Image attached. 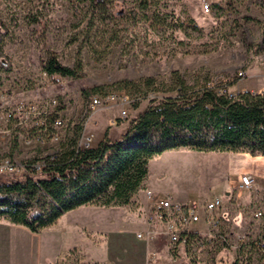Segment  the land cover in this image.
<instances>
[{"label":"rangeland","instance_id":"1","mask_svg":"<svg viewBox=\"0 0 264 264\" xmlns=\"http://www.w3.org/2000/svg\"><path fill=\"white\" fill-rule=\"evenodd\" d=\"M112 2L106 11L93 14L87 0H0V20L12 37L3 45L12 69L0 72V106L12 109L19 102H27L47 112L45 127H32L34 120L22 126L12 122L9 136L4 139L0 127V161L10 159L22 166L42 160L70 139L77 125L83 127L81 147L86 137L89 145L105 136L118 140L123 130L120 124H129L153 98L151 94L146 99L142 96L141 81L147 77L165 82L176 71L191 82L196 75L209 73L226 82L229 93L264 90V0ZM142 3L147 4L146 9H142ZM243 16L251 19L245 20ZM47 53H53L59 63L69 68L80 62L78 77H51L44 73L42 63ZM97 92L126 95L130 100L125 107L128 117L115 118L119 111L116 107L114 114L111 108L90 112L89 99ZM59 107L57 115L62 127L55 141L50 137V117ZM102 112L106 116L100 121L98 116ZM231 154L235 153L186 148L167 152L149 162V178H160L163 189L188 200L221 198L226 182L224 173L232 168ZM249 161L246 166H250ZM256 166L264 173V162L258 160ZM124 209L88 205L38 234L15 230L20 240L30 245V255H14V263L34 264V253L40 245H59L60 241L71 244L76 240L80 244V234H62L72 224L81 222L95 228L118 216L130 221L136 208L130 203ZM154 233L149 245L152 264H233L240 256L230 258L229 252L235 245L231 234L226 244L211 241L173 253L162 236ZM84 234L91 239L98 236L88 231ZM256 253V257L262 256ZM139 258L137 255V263ZM133 261L136 262L135 256Z\"/></svg>","mask_w":264,"mask_h":264},{"label":"trees","instance_id":"2","mask_svg":"<svg viewBox=\"0 0 264 264\" xmlns=\"http://www.w3.org/2000/svg\"><path fill=\"white\" fill-rule=\"evenodd\" d=\"M87 1L93 14L106 11L113 3ZM141 6L147 8L146 3ZM11 38L0 20V72L12 69L3 51ZM42 70L51 77L74 79L81 65L77 62L69 68L47 53ZM141 84L143 98L149 94L153 98L118 140L105 136L95 147H81L83 127L77 125L73 136L54 152L30 163L43 162L41 171L1 180L0 218L38 234L82 206H127L145 181L150 160L170 150L264 157V91L229 93L228 84L218 76L200 73L188 82L176 71L165 82L147 77ZM83 96L88 98L86 91ZM60 109L51 115L50 123Z\"/></svg>","mask_w":264,"mask_h":264},{"label":"crops","instance_id":"3","mask_svg":"<svg viewBox=\"0 0 264 264\" xmlns=\"http://www.w3.org/2000/svg\"><path fill=\"white\" fill-rule=\"evenodd\" d=\"M111 109L113 110L111 113L114 114L113 112H116V109L113 107ZM118 113L119 111H117V116ZM103 116H106L105 113H100L98 120L101 121ZM120 126H123L122 135L128 123H121ZM101 140L102 138L91 143L89 147H95ZM178 151H180V149L166 151L163 154ZM163 154H161V156ZM230 156L229 164H232V168L224 173L226 182L223 187V195L221 197L222 207L219 213L222 215L225 231L229 232L228 235L231 234V236L229 235L231 239H234L231 242L235 245L232 246V252H229L230 258L234 260L237 255L236 239L238 241L239 237L247 232L245 231L247 226L253 228L257 223V221L251 222L252 214L257 210H261L264 214V173H260L256 166L258 160L264 162V157H252L248 154H231ZM247 160H250V166L245 165L247 164ZM243 175H250L253 178L254 186L252 189L246 190L240 187V178ZM149 177L150 169L148 167V174L145 181L131 200V204L135 206L137 212L130 221H127L123 216H118L117 219H108L105 223L95 228H90L89 225L81 222L79 223L80 225L72 224L69 226L68 230H64L62 234L69 236L71 233H78L81 235L82 244H77L79 241L76 240L77 243L75 241L71 244H61L60 241L59 245H40L38 246V251L36 249L34 253L37 254L34 264H63V262H65V264H146L147 258L151 256L149 245H152L151 241L154 239V232H156L155 228L147 223V219L149 215H151L153 204V201L147 196V191H152L157 197L168 196L172 201L181 204L193 201L174 196L171 194L172 192L169 193L168 190L162 188V185H160V178L150 179ZM211 199L212 198H207L205 201H200L199 203ZM84 207L86 206H82L70 212H77L78 209ZM125 207L126 206L111 208L125 210ZM70 212L65 213L56 222ZM54 225L55 224L52 226ZM239 225L244 228L240 230ZM52 226L42 231L51 229ZM201 228L202 227L198 225L194 226L192 229L199 230ZM15 230L28 231L24 227L14 225L8 220L0 218V264H15L13 260L14 255H26L27 257L30 255V245H25V243L20 240ZM86 231L89 233L94 232L98 236L96 239H91L84 234ZM138 233H148V236L151 238L139 239L137 238ZM243 252L246 253L252 264H264V255L259 253L256 249H245L242 253ZM256 252L262 256L256 257ZM137 255L140 257L138 263ZM134 256L136 262L133 261Z\"/></svg>","mask_w":264,"mask_h":264},{"label":"built area","instance_id":"4","mask_svg":"<svg viewBox=\"0 0 264 264\" xmlns=\"http://www.w3.org/2000/svg\"><path fill=\"white\" fill-rule=\"evenodd\" d=\"M205 8H208L205 5ZM264 70V68H263ZM130 105V100L126 95L115 92H97L89 99V111L94 112L98 109H110L118 107L119 113L117 119H126L128 112L125 107ZM47 112L45 109H38L32 103L19 102L12 109L6 106H0V127H2L1 138L9 136L8 127L10 123L15 126H22L27 121L31 122L32 127L35 124L46 126ZM115 120H112V123ZM52 132L50 137L57 141L62 127V120L57 118L51 123ZM42 137V136H41ZM82 147H89V138L82 143ZM44 167L43 162H37L34 165H15L10 159L0 161V181L9 178H18L24 174L30 175L32 170L39 172ZM254 186L253 178L250 175H243L240 178V187L246 190L252 189ZM147 196L153 201L151 215L147 219V223L155 228L162 238L169 245L170 252H177L180 249L192 245H204L211 241H217L219 244H226L228 233L224 229L222 215L219 213L222 207V198L214 197L209 201L199 203L191 201L188 203H177L172 201L168 196L157 197L152 191H147ZM257 221L253 228L247 226L244 235L238 239L237 255L235 258L238 264H252L248 256L240 253L245 249H256L264 255V214L261 210H257L252 214L251 222ZM199 225V230L192 229ZM254 229V230H253ZM139 239H150L148 233H138ZM234 262V261H233ZM146 264H152V257L147 258ZM211 264V263H210Z\"/></svg>","mask_w":264,"mask_h":264}]
</instances>
